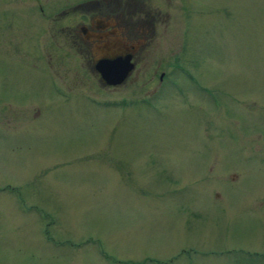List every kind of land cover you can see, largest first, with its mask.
Here are the masks:
<instances>
[{"label":"rangeland","instance_id":"obj_1","mask_svg":"<svg viewBox=\"0 0 264 264\" xmlns=\"http://www.w3.org/2000/svg\"><path fill=\"white\" fill-rule=\"evenodd\" d=\"M152 5L122 83L2 87L0 264H264V0Z\"/></svg>","mask_w":264,"mask_h":264},{"label":"flooded vegetation","instance_id":"obj_2","mask_svg":"<svg viewBox=\"0 0 264 264\" xmlns=\"http://www.w3.org/2000/svg\"><path fill=\"white\" fill-rule=\"evenodd\" d=\"M157 15L152 0H0V99H10L2 87L19 82L25 70L18 67H49L36 56L50 53L75 55L103 84L99 69L128 70L122 83L137 68Z\"/></svg>","mask_w":264,"mask_h":264},{"label":"water","instance_id":"obj_3","mask_svg":"<svg viewBox=\"0 0 264 264\" xmlns=\"http://www.w3.org/2000/svg\"><path fill=\"white\" fill-rule=\"evenodd\" d=\"M128 70L118 71L109 70L106 68L99 69L101 77L104 79L107 85H116L122 81V79L127 74Z\"/></svg>","mask_w":264,"mask_h":264}]
</instances>
